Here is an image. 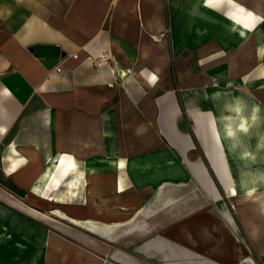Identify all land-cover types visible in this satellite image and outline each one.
Here are the masks:
<instances>
[{
  "label": "crops",
  "instance_id": "obj_1",
  "mask_svg": "<svg viewBox=\"0 0 264 264\" xmlns=\"http://www.w3.org/2000/svg\"><path fill=\"white\" fill-rule=\"evenodd\" d=\"M162 1L0 0V216L65 264H264L263 5L171 0L176 92Z\"/></svg>",
  "mask_w": 264,
  "mask_h": 264
},
{
  "label": "rangeland",
  "instance_id": "obj_2",
  "mask_svg": "<svg viewBox=\"0 0 264 264\" xmlns=\"http://www.w3.org/2000/svg\"><path fill=\"white\" fill-rule=\"evenodd\" d=\"M159 4V9L164 13L165 16V29L162 32H157L151 35L154 42H165L166 44V53L163 55L171 54L172 55V61L168 62L170 68H172V71H175L173 73V78L170 80V85H173V88L176 92L183 91V88L181 86L180 80L177 78L179 76V60L177 59V53L175 52V49L177 48V44L180 42V38L178 36V29L180 25V21L175 17L174 11L171 9L173 7L174 3L171 2V0H163ZM261 3L263 5L264 10V0H261ZM252 2H247L246 5L250 6L252 5ZM190 5H192V0L190 2ZM179 6L182 7V3H179ZM214 22V21H210ZM256 29L253 31V41H257V38L260 37V35L264 34V18L260 20V22L256 25ZM264 37V36H263ZM213 42V38L207 39L205 41V44H209ZM205 45V46H206ZM207 47V46H206ZM207 56L209 55L208 52ZM257 61L255 63L254 72H259L260 68H264V40L262 43L258 45L257 48ZM171 57V56H170ZM213 65H209L207 68V71L212 69ZM208 77V75L206 76ZM171 79V78H170ZM209 80V79H208ZM229 84V83H228ZM231 89H235V85H228L225 90L222 89L224 92V96H228L231 92ZM206 90L209 93H214V90H216V87H214V82L209 83L206 86ZM219 90V89H218ZM220 91V90H219ZM79 196V195H77ZM15 232V231H14ZM14 232L12 230V226L5 220V217L0 216V264H65L66 261L63 259H54L49 257L51 256L50 251L47 247L43 250V248H40V250L36 249H29L28 245L24 242H18L20 241L17 236L14 235ZM13 235V236H12ZM21 237V235H19ZM26 249V250H25ZM42 251H44V255H42ZM41 252V253H40ZM55 253V252H53ZM61 253L56 252V255H60Z\"/></svg>",
  "mask_w": 264,
  "mask_h": 264
},
{
  "label": "water",
  "instance_id": "obj_3",
  "mask_svg": "<svg viewBox=\"0 0 264 264\" xmlns=\"http://www.w3.org/2000/svg\"><path fill=\"white\" fill-rule=\"evenodd\" d=\"M37 56L41 57L42 62L50 69L55 67L61 60V50L58 46L40 45L35 48Z\"/></svg>",
  "mask_w": 264,
  "mask_h": 264
},
{
  "label": "bare ground",
  "instance_id": "obj_4",
  "mask_svg": "<svg viewBox=\"0 0 264 264\" xmlns=\"http://www.w3.org/2000/svg\"><path fill=\"white\" fill-rule=\"evenodd\" d=\"M219 0H207V5L209 6L211 3H214V2H218ZM204 3V2H203ZM240 5V4H239ZM243 6V5H242ZM262 7V6H261ZM260 7V8H261ZM236 17L235 20H234V26H237V23L241 22V21H244V22H247L249 19H252L254 22H255V19L257 18V15L255 13H247V14H242V13H239V12H236ZM261 16V15H260ZM245 24V23H244ZM248 26V25H247ZM124 72V70H123ZM15 153H17L16 150H14ZM12 166H11V169L12 170H15L18 166H19V160L18 158H13V162H12ZM66 213V212H65ZM84 223V222H83Z\"/></svg>",
  "mask_w": 264,
  "mask_h": 264
},
{
  "label": "built area",
  "instance_id": "obj_5",
  "mask_svg": "<svg viewBox=\"0 0 264 264\" xmlns=\"http://www.w3.org/2000/svg\"><path fill=\"white\" fill-rule=\"evenodd\" d=\"M92 62L95 66H99L100 64L109 62L110 58L108 54H102L101 56L92 58ZM58 71H61V67L56 65Z\"/></svg>",
  "mask_w": 264,
  "mask_h": 264
},
{
  "label": "snow or ice",
  "instance_id": "obj_6",
  "mask_svg": "<svg viewBox=\"0 0 264 264\" xmlns=\"http://www.w3.org/2000/svg\"><path fill=\"white\" fill-rule=\"evenodd\" d=\"M153 79H155V77H153Z\"/></svg>",
  "mask_w": 264,
  "mask_h": 264
}]
</instances>
